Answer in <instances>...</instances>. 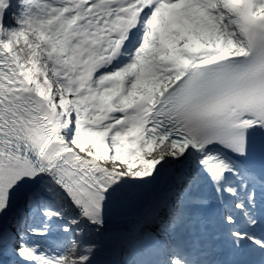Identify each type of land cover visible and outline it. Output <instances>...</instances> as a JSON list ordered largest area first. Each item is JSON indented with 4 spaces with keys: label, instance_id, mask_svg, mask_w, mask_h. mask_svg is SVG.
<instances>
[{
    "label": "snow or ice",
    "instance_id": "1",
    "mask_svg": "<svg viewBox=\"0 0 264 264\" xmlns=\"http://www.w3.org/2000/svg\"><path fill=\"white\" fill-rule=\"evenodd\" d=\"M0 264H264V0H0Z\"/></svg>",
    "mask_w": 264,
    "mask_h": 264
}]
</instances>
